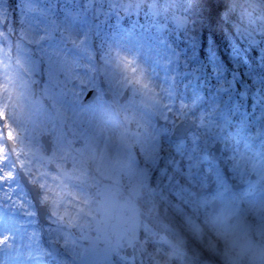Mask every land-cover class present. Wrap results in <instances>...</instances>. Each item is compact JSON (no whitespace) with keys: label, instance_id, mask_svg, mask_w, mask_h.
<instances>
[{"label":"snow or ice","instance_id":"1","mask_svg":"<svg viewBox=\"0 0 264 264\" xmlns=\"http://www.w3.org/2000/svg\"><path fill=\"white\" fill-rule=\"evenodd\" d=\"M221 9L236 36L264 53V0H224ZM23 10L33 16L35 5ZM108 12L118 21L151 13L166 21L165 31L174 30L159 65L167 69L164 78L154 85L135 57L117 52L121 84L129 90L120 111L104 92L81 105L97 80L79 16L35 17L25 52L34 66L47 69L53 103L74 113L106 105L110 118L83 135L60 134L41 155L22 135L27 116L14 99L18 94L0 83V205L28 214L23 197L8 191L21 175L40 190L50 219L47 230L30 232L38 253L50 252L55 241L68 259L88 240L92 249L106 250V264H220L221 258L237 264L244 252L264 264V102L248 113L219 66H199L180 50L176 42L191 36L184 9L165 0H113ZM0 24L3 52L4 37L15 33L3 12ZM181 69L187 74L179 81L168 74ZM104 86L101 81L99 89ZM252 172L261 185L258 197L242 187ZM10 227L7 213L0 214V231ZM250 232L256 244L242 240ZM11 240L0 234V249L12 247Z\"/></svg>","mask_w":264,"mask_h":264},{"label":"rangeland","instance_id":"2","mask_svg":"<svg viewBox=\"0 0 264 264\" xmlns=\"http://www.w3.org/2000/svg\"><path fill=\"white\" fill-rule=\"evenodd\" d=\"M3 1L5 0H1L0 1V12H3L4 16H5V12L3 9ZM44 4L45 5H38V3L34 0H30L28 3L29 4H34L35 8L36 7H42L40 9L41 11V18L44 19H48L51 18L53 20H55L57 17V10L54 8V1L55 0H44ZM145 2H147V0H145ZM166 2V1H165ZM167 4H173V3H169L166 2ZM104 7V6H103ZM37 9V8H36ZM71 11V13L74 16L79 15L78 11L74 10V9H65L64 12H68ZM108 10H105V8L101 9V8H97V15L99 16V20L98 22H95V28L94 30H96V32L101 33L102 31H105L103 29V25L107 23L106 21L103 19L105 14H108ZM186 14V13H185ZM151 15V13H150ZM187 15V14H186ZM89 16V15H88ZM107 16V15H106ZM35 17L37 16H28V14L26 13L25 15V26L22 29V31L19 32L20 36H16V35H12L10 38L8 36H5L4 39L7 40L8 43V47H5L3 52H0V70L2 71V73L0 72V83H4L6 85V87L8 86L10 81H14L15 82V87H13V89L17 91L22 90L25 91V85L24 83L26 82L25 77L23 75V73L25 72L26 74H31L32 80H37L39 78H41L42 81H40L41 86H39V90L37 88V92H39L37 94V97L34 101V109L36 115L33 116V129L31 131H34V136L38 135L40 130L45 128L46 125L48 123H52L53 120L51 119L52 116H57L60 115L65 121L68 122H72V121H76V126L79 123V127L80 126H85V125H89L91 123L92 128H94L96 130V127L94 126L95 123H93V112H87V113H83L80 111H76L75 113L73 112V110L70 107H65V106H61L59 104H54L53 103V90L52 88L48 85V82L45 79V83L43 81V78L46 76V72L47 69H43L41 70L40 67L34 66L32 63V60L30 59V54L28 55L27 52H25V49L30 46L28 42H30V37L32 35V21L35 19ZM39 17V16H38ZM154 16H152L153 18ZM88 18V17H86ZM62 20V17L60 18ZM146 27L149 24V20L148 17H146ZM85 19L79 18L78 23L83 25ZM91 21L90 19H86V25H83V31L84 34L87 36L88 39V48H87V52H88V56L90 58L94 57V54L91 56L90 53L91 50L89 49V45H90V40L91 38V31H90V26L88 24V22ZM151 25L154 26L153 21L150 22ZM159 25H162L164 23H166V21H164V19L161 17L159 19ZM0 27H3L2 24H0ZM43 27V25L41 26ZM92 28V29H93ZM165 30V28H164ZM171 31V32H170ZM174 30L172 28H167L166 34L169 36L170 34H172ZM13 32V31H12ZM107 34V31L105 32ZM130 41H128L126 44H118L117 42H113V47L112 49L106 53L104 55V59H103V65H101V72L102 74L105 75V79L113 86V87H117L121 89V86H123L121 84V70L118 67L117 63H116V53L119 52L121 55H129V56H133V57H138V63L140 64V66L144 69L145 75L146 77L152 81V83L154 85H159V83L161 82V80L164 78L165 72L167 70L164 69V67H160L159 65H161L162 61V57L166 54L165 53V49H164V43L160 44L159 42H157L156 44H150L149 45V41H152V39H143L142 41H135L134 38L129 37ZM161 39V38H160ZM141 45L142 49L140 50H136L137 46ZM169 47H171V45L169 44ZM16 54V55H14ZM171 58V57H170ZM174 60V59H173ZM95 61V59L93 60ZM91 64H92V59H91ZM94 70L96 69V67L93 65L92 67ZM22 69V70H21ZM39 75V78H35L36 75ZM29 89L28 90V94H31V89L33 90V87H27ZM34 91V90H33ZM45 91V102L47 100H49V103L51 104L50 108L48 107L50 104L48 103L46 105L45 103V107H44V103H43V92ZM24 93L22 92L20 94V97L23 95ZM22 99V98H21ZM21 102V101H20ZM22 104V103H21ZM23 111V110H22ZM42 118V119H41ZM96 118V117H95ZM70 120V121H69ZM64 123V121L62 120V124ZM98 123H102L101 121ZM99 127V126H98ZM101 128V127H99ZM80 132V131H79ZM63 132L58 131L56 134V137H58L60 134H62ZM34 143H33V149L35 151L38 152V145L36 142V138H34ZM246 180L248 181L249 179L246 176ZM258 178H256L255 181L253 182H257L253 185L257 188V193L260 194L259 190L261 188L260 183L257 181ZM16 181V180H15ZM12 182V187L8 190L10 193L11 192H15L18 196L23 197L24 201H26L25 207L28 209V214L30 211V205H29V199L28 197L25 195V193L17 186L16 182ZM250 188V187H249ZM17 191V192H16ZM5 195L4 191L2 190V188H0V198H3ZM16 199V196L13 198ZM1 206V205H0ZM11 207H8L7 209L10 210ZM11 210L17 212V210L11 208ZM0 213H2L1 209H0ZM17 215H20L19 212H17ZM26 215V214H24ZM249 221H252V218L249 217ZM10 222L14 223L15 225L19 224H23V220L20 218H10ZM36 219L33 218V222L31 223H35ZM10 223V224H11ZM251 223V222H249ZM13 228H9L6 231H4L5 233L0 232V234H5V235H10V233H16L18 236L22 237V236H26L28 238H32V236L30 235V231H24L21 230L20 232L17 231V228L12 225ZM8 231V234L6 233ZM56 232L57 229H53V232ZM25 237V239L27 238ZM252 240L253 244H256V240L253 238V234L250 232L249 235L247 237L242 238V240ZM29 240V239H28ZM30 242H32L31 240H29ZM55 241H51V243H54ZM19 239L17 238L16 241H13L12 243V247L13 245H15V248L17 247V245H19ZM80 248H77L78 250L73 249L72 250V255L70 256V258L66 259L64 257V255L60 252V249L58 250V248L56 247V244L54 243L51 247V259H53L54 261H57L59 264H106V257L108 255V253L106 252V250L104 249H99V250H94L91 248L90 246V242L88 240H84L80 245ZM68 247H72L71 244L68 245ZM86 247L88 248V250H86ZM0 251H2V257L0 259L1 264H15L16 261L11 260V247L5 248V249H0ZM235 254V253H233ZM54 255L57 257H54ZM25 259H31V256H29L28 254L25 255ZM7 261V262H6ZM237 264H259V260L257 258H253L251 256V253L249 252H244L240 258L237 261Z\"/></svg>","mask_w":264,"mask_h":264},{"label":"trees","instance_id":"3","mask_svg":"<svg viewBox=\"0 0 264 264\" xmlns=\"http://www.w3.org/2000/svg\"><path fill=\"white\" fill-rule=\"evenodd\" d=\"M97 1L81 0L82 3L93 2L95 6ZM102 1L106 2L107 0ZM165 1L178 4V8L184 9L191 21L189 25L190 38L185 40L183 44L180 41L176 42L180 44V50L186 51L189 59L194 60L199 66H207L210 70H215L219 66L220 73L225 75L226 79L234 81V88L241 105L250 110L253 107V101L260 99L261 94H264V53L261 52L260 47H249L244 40L236 36L232 24L220 18L219 13L222 10L221 5L224 0ZM147 15L144 16L147 17ZM138 19L141 22L142 33L158 39L157 33L153 35L149 29H146L143 15H140ZM161 34L167 35L166 31H161ZM95 40L101 41L98 38ZM109 41L108 38L103 40V42ZM173 66H175L174 60ZM186 74L181 69L172 72L170 75H176L179 81ZM213 74H215L214 71ZM241 93L244 95H240ZM170 215L175 216L171 209ZM176 218L178 219V217ZM38 252V249L33 251V253ZM39 260L45 264V257ZM32 264H37V261L33 259ZM47 264L56 263L53 259H47ZM220 264H226L223 258L220 259Z\"/></svg>","mask_w":264,"mask_h":264},{"label":"flooded vegetation","instance_id":"4","mask_svg":"<svg viewBox=\"0 0 264 264\" xmlns=\"http://www.w3.org/2000/svg\"><path fill=\"white\" fill-rule=\"evenodd\" d=\"M93 75H95L96 80H97V87L95 88L97 91V95H96V98L93 101V103L96 101L97 96L101 92H104V93H107L108 97H110L111 100L113 101L112 109H114L115 111H120V107L123 106V100H121V97H122L125 89L122 92L121 89H119L117 87H113L106 79H104L105 75H103V74L93 73ZM26 80L27 81L24 83V85L26 87L25 91L19 90L16 92V90L13 89V87H15L13 82H10V84H8L7 87L9 89H11L14 92V94H18V95H14V99H17V101L20 105V108L23 110V112L27 116V119L24 121L25 130L22 133L23 137L25 138V142L27 143L30 141H34V138H36V142L39 143V145H38V147H39L38 153L39 154L46 155L52 151V144H54L56 139H57L56 134L58 131L63 132V134H65L67 138H71L74 134L75 135H83L84 132H86V131L95 130L94 128H92L91 123L89 125L79 127L78 126L79 123L76 126V121L71 122L69 120L70 122H68V121H65L60 115H57V116H52L51 119L53 120V122L48 123L45 128L40 130L38 135L34 136V131H31V130L33 129V116L36 115V113H33V107H32V105H30V99H29V94H28V90H27V87L29 86V84H31V82L28 79H26ZM101 81H103L105 84V86L102 90L99 89V84ZM126 88H127V86H126ZM91 89H93V88L87 89L85 91V93L81 97L80 104L82 103L85 96L88 94V92ZM22 92L24 94L20 97V94ZM43 103H44V107H45V91L43 92ZM48 107L50 108V106H48ZM83 113L85 114L87 112H83ZM109 118H110V112H109V109L106 105H101V106L97 107L95 109V111L93 112V118H92L93 123H95L94 126L96 127V130L100 129L99 127L102 128L104 123ZM62 120L64 121L63 124H62ZM100 121L102 123H98ZM43 135H45V146L41 143ZM46 137H48V139ZM47 143L49 144L48 146H47ZM32 146H33V143H32ZM78 146L79 145H76L75 143H73L74 148L78 147ZM68 163L70 166L71 161H69ZM31 206L33 209V205H31ZM45 207L47 208V226L45 227V230H47L49 228L48 221L50 218L48 216L49 208L46 205H45ZM76 248H79V246H77Z\"/></svg>","mask_w":264,"mask_h":264},{"label":"water","instance_id":"5","mask_svg":"<svg viewBox=\"0 0 264 264\" xmlns=\"http://www.w3.org/2000/svg\"><path fill=\"white\" fill-rule=\"evenodd\" d=\"M91 100L92 97H89ZM23 181L25 183V185L27 186V188L29 189L30 193L33 195V198L35 200V202L37 203V205L39 204V193H38V189L37 187H35V185H32L28 182V180L26 178L23 177ZM39 207V213H40V217L43 220V223H45V207L42 206H38ZM42 209V210H41Z\"/></svg>","mask_w":264,"mask_h":264}]
</instances>
